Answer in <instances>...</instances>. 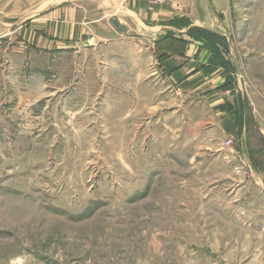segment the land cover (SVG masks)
<instances>
[{
  "label": "rangeland",
  "instance_id": "obj_1",
  "mask_svg": "<svg viewBox=\"0 0 264 264\" xmlns=\"http://www.w3.org/2000/svg\"><path fill=\"white\" fill-rule=\"evenodd\" d=\"M146 1L221 82L143 73L120 3L0 0V264H264V0Z\"/></svg>",
  "mask_w": 264,
  "mask_h": 264
},
{
  "label": "crops",
  "instance_id": "obj_2",
  "mask_svg": "<svg viewBox=\"0 0 264 264\" xmlns=\"http://www.w3.org/2000/svg\"><path fill=\"white\" fill-rule=\"evenodd\" d=\"M110 1L122 4L123 10H125V13L130 21L133 22L141 31H144L146 35H148L146 37L143 36L141 38L143 44H139H142L141 46H143V49L139 52V57H141L139 59H141L143 73L146 71L147 64L150 62V57L152 56L155 58L154 62L157 65L156 68L159 70L157 75H159L162 81L172 83L174 85L177 84L175 88L178 87V84L183 83L197 84V90L201 89L202 92L204 90L202 89L203 85L201 84H209V89L210 83H212L211 85H215V82L222 81V78L216 74L215 70L207 69L210 52L204 44L199 41L188 40V38L182 34L183 30L163 23L164 21H170L171 18H173V15H166L167 11H164L162 6L151 4L146 0H134L135 2L130 4L129 2L124 3V0ZM65 18L68 19V21H66L68 23H77L71 21L73 19L72 17ZM210 20L212 19L210 18ZM95 22H97V20H95ZM151 22H154L155 26L151 25ZM78 24H80L82 29L85 31L82 32L80 36H89V28L84 25L86 23L79 22ZM122 24L124 28L128 27L124 22ZM99 27L101 26H97L96 28L98 29ZM121 28L120 25H117L111 22L110 19H107L106 24L100 28V32H96L97 34L95 33L94 35H96L99 39H110L114 36L116 37V35L120 36L118 33L121 31ZM168 29H172L171 31H173L174 34L170 37H165ZM70 33L71 32H68V34ZM171 38H177L178 43H173L171 46H169V44L167 45L165 41H168ZM144 46H146V48H144ZM227 46L230 48L229 45ZM210 91L211 90H207L205 92L210 94ZM258 124L260 131L264 134V122L261 124L258 121Z\"/></svg>",
  "mask_w": 264,
  "mask_h": 264
},
{
  "label": "built area",
  "instance_id": "obj_3",
  "mask_svg": "<svg viewBox=\"0 0 264 264\" xmlns=\"http://www.w3.org/2000/svg\"><path fill=\"white\" fill-rule=\"evenodd\" d=\"M231 142H232V140L230 138L226 139V140H224L223 145L228 146L231 144Z\"/></svg>",
  "mask_w": 264,
  "mask_h": 264
},
{
  "label": "trees",
  "instance_id": "obj_4",
  "mask_svg": "<svg viewBox=\"0 0 264 264\" xmlns=\"http://www.w3.org/2000/svg\"><path fill=\"white\" fill-rule=\"evenodd\" d=\"M204 39H205V38H204ZM209 47H210V46H209ZM244 124H245V123H244ZM262 142H263V146H264V139H263V141H262ZM261 146H262V145H260V148H261ZM261 150H262V149H261Z\"/></svg>",
  "mask_w": 264,
  "mask_h": 264
}]
</instances>
